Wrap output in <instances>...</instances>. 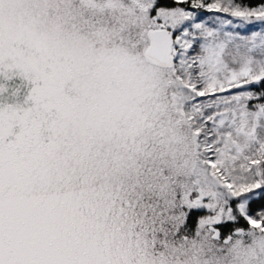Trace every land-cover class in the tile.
<instances>
[{
    "label": "snow or ice",
    "instance_id": "6c2138e0",
    "mask_svg": "<svg viewBox=\"0 0 264 264\" xmlns=\"http://www.w3.org/2000/svg\"><path fill=\"white\" fill-rule=\"evenodd\" d=\"M0 264H264V0H0Z\"/></svg>",
    "mask_w": 264,
    "mask_h": 264
}]
</instances>
